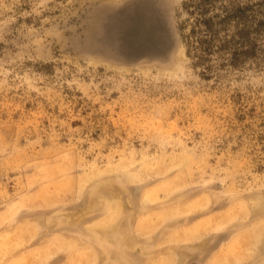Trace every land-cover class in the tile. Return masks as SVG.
I'll list each match as a JSON object with an SVG mask.
<instances>
[{"label":"rangeland","instance_id":"rangeland-1","mask_svg":"<svg viewBox=\"0 0 264 264\" xmlns=\"http://www.w3.org/2000/svg\"><path fill=\"white\" fill-rule=\"evenodd\" d=\"M0 264H264V0H0Z\"/></svg>","mask_w":264,"mask_h":264},{"label":"water","instance_id":"water-1","mask_svg":"<svg viewBox=\"0 0 264 264\" xmlns=\"http://www.w3.org/2000/svg\"><path fill=\"white\" fill-rule=\"evenodd\" d=\"M132 11L119 12L118 20L126 23L123 31L118 33L120 53L124 59H136L142 57H158L164 53V43L157 42L155 35H160V40L165 37V26L161 20L147 6L131 7ZM169 43V42H168Z\"/></svg>","mask_w":264,"mask_h":264},{"label":"trees","instance_id":"trees-1","mask_svg":"<svg viewBox=\"0 0 264 264\" xmlns=\"http://www.w3.org/2000/svg\"><path fill=\"white\" fill-rule=\"evenodd\" d=\"M203 11H204V9H203ZM202 22L206 25L207 30L209 32H211V35H215L217 33V30H214V23H213V21L211 19H205V18H203V19H199L198 20V23L199 24H201ZM195 32H196L195 30H192L191 31V34H195ZM198 40H200V41H198ZM198 40H196V42H200V43H203L204 44V42H203L202 39H198ZM224 45H225V43H224ZM207 49L209 50L210 48L208 46H204V51H206ZM188 51H189V53H191L190 47H189ZM242 52L243 51H237V50L233 52L234 61L237 62L239 60L238 58L240 56V53H242Z\"/></svg>","mask_w":264,"mask_h":264},{"label":"bare ground","instance_id":"bare-ground-1","mask_svg":"<svg viewBox=\"0 0 264 264\" xmlns=\"http://www.w3.org/2000/svg\"><path fill=\"white\" fill-rule=\"evenodd\" d=\"M141 181H142V180H141ZM141 181H140V182H141ZM145 185H146V184H145ZM141 186H142V184H136L135 187H134V191H137V192H138V191L141 189Z\"/></svg>","mask_w":264,"mask_h":264}]
</instances>
